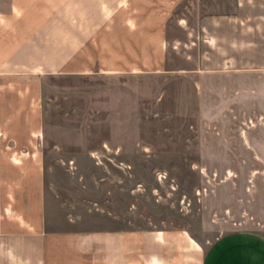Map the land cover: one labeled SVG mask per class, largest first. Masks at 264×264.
Returning <instances> with one entry per match:
<instances>
[{
  "label": "crops",
  "instance_id": "0c3cea01",
  "mask_svg": "<svg viewBox=\"0 0 264 264\" xmlns=\"http://www.w3.org/2000/svg\"><path fill=\"white\" fill-rule=\"evenodd\" d=\"M186 2L0 0V264H264V0ZM179 8L213 11L198 18L201 33L178 19L188 38L180 47L169 37ZM201 42L209 46L203 53L186 54L195 66L171 64L172 48L199 50ZM170 69H197L204 128L217 136L227 128L260 155L251 224L207 249L183 229L56 228L44 148L46 76L168 78Z\"/></svg>",
  "mask_w": 264,
  "mask_h": 264
},
{
  "label": "rangeland",
  "instance_id": "374dc122",
  "mask_svg": "<svg viewBox=\"0 0 264 264\" xmlns=\"http://www.w3.org/2000/svg\"><path fill=\"white\" fill-rule=\"evenodd\" d=\"M209 12L176 10L172 44L188 39L181 16L196 34L198 18ZM200 47L172 48L171 64L195 66L186 54L209 46ZM170 70L168 78L46 76L44 148L56 228L183 229L207 249L223 233L251 224L259 211L260 155L246 152L227 128L221 136L204 128L197 69Z\"/></svg>",
  "mask_w": 264,
  "mask_h": 264
}]
</instances>
